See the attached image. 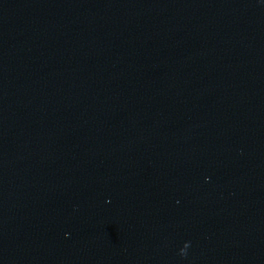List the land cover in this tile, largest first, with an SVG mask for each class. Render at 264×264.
I'll list each match as a JSON object with an SVG mask.
<instances>
[{
    "label": "water",
    "instance_id": "obj_1",
    "mask_svg": "<svg viewBox=\"0 0 264 264\" xmlns=\"http://www.w3.org/2000/svg\"><path fill=\"white\" fill-rule=\"evenodd\" d=\"M0 264H264V0H0Z\"/></svg>",
    "mask_w": 264,
    "mask_h": 264
}]
</instances>
